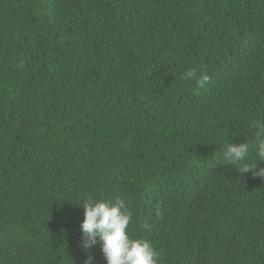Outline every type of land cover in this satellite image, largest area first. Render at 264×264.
<instances>
[{
  "label": "trees",
  "instance_id": "obj_1",
  "mask_svg": "<svg viewBox=\"0 0 264 264\" xmlns=\"http://www.w3.org/2000/svg\"><path fill=\"white\" fill-rule=\"evenodd\" d=\"M257 122L264 0H0V264H107L83 204L117 197L157 264H264V178L225 155Z\"/></svg>",
  "mask_w": 264,
  "mask_h": 264
},
{
  "label": "clouds",
  "instance_id": "obj_2",
  "mask_svg": "<svg viewBox=\"0 0 264 264\" xmlns=\"http://www.w3.org/2000/svg\"><path fill=\"white\" fill-rule=\"evenodd\" d=\"M186 79L196 82L199 87H204L210 77L201 72L199 67L190 69L185 74ZM258 129L255 138L258 145V160L264 161V122H257ZM249 152L247 143L230 144L227 148L226 159L230 165L237 168L241 176L251 172L253 176L264 178V168L257 169V161L247 163L246 156ZM84 221L81 225L84 234V247L91 248L98 241L101 242L102 253L107 264H157L159 253L145 239H133L128 234L129 225L132 223L133 212L130 199L117 197L114 202L85 201L83 204ZM142 228L151 230L145 222ZM91 257L86 264H90Z\"/></svg>",
  "mask_w": 264,
  "mask_h": 264
}]
</instances>
